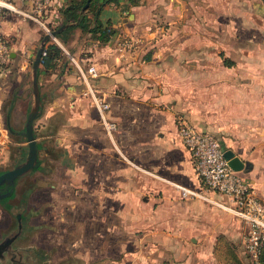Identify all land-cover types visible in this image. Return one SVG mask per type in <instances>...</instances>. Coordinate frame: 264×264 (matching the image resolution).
Wrapping results in <instances>:
<instances>
[{"label": "crops", "instance_id": "0c3cea01", "mask_svg": "<svg viewBox=\"0 0 264 264\" xmlns=\"http://www.w3.org/2000/svg\"><path fill=\"white\" fill-rule=\"evenodd\" d=\"M10 1L31 9L30 0ZM68 1L51 2L58 25ZM97 18L113 29L105 41L79 27L65 44L56 36L77 64L74 73L67 55L53 69L68 95L44 99L38 77L45 110L39 119L62 114L68 99L76 124L54 125L53 145L68 151L69 164L40 177L43 199L54 195L55 208L70 210L69 254L77 264H223L226 244L248 264L242 221L209 201L181 197L175 186H201L178 124L208 131L231 149L246 163L238 172L264 202V0H119L104 4ZM1 31L10 60L0 76V131L14 134L33 103L26 77L44 32L15 12L3 16ZM82 61L97 75L87 74L79 89ZM94 97L109 103L111 134ZM61 192L69 193V205Z\"/></svg>", "mask_w": 264, "mask_h": 264}, {"label": "rangeland", "instance_id": "374dc122", "mask_svg": "<svg viewBox=\"0 0 264 264\" xmlns=\"http://www.w3.org/2000/svg\"><path fill=\"white\" fill-rule=\"evenodd\" d=\"M59 22L60 20L58 23ZM49 39L55 41L52 37ZM67 55V59H72L73 61L70 64V68L74 72L76 69V62L69 53H66V56L64 54V58H66ZM31 61L29 63V68L31 66ZM88 66L89 65H86L82 61L81 67L83 70H86ZM78 72L80 73V71ZM29 73L30 71H27L26 80L30 84L31 74ZM38 77L42 79L41 86L43 88L44 99L54 97L55 94H60L64 97L68 95L69 88L67 86L59 89V81L62 79L60 69L38 72ZM65 79L66 78H63V80ZM79 79L83 80V82H78L79 89L84 86L86 87L87 84L84 77L80 76ZM66 100L67 101L64 100L63 102L62 114H58L56 111L57 113L55 112L54 115L55 118L43 117L42 119L40 118V120L39 117H35L33 120V132L38 147V165L43 163L41 166L42 168L35 169L36 167H33L28 172L17 176L11 184H0V241H4L7 237L12 238L9 246L4 245L2 249H0V264H77L74 258L69 254L71 236L70 210L66 207V209L63 210L64 213H61L59 208H55L56 196L54 195L52 196L53 200H49V197L43 199L45 191L41 186L43 185V180L40 179V177L44 175H51L54 166L60 168L59 166L65 165L64 163L69 164V162H67L68 151L63 149L62 146L61 148H57L53 145L54 136L56 135L53 133L54 125L57 126L60 124L59 126H67L69 129L70 126L76 125L74 123L71 124L72 120L68 118L69 108L72 104L68 99ZM40 114L41 112L39 115ZM1 122L3 125L5 124L4 117L0 120V123ZM40 123H44L43 125L48 126L41 127L39 125ZM76 127L74 128L76 129ZM22 130L14 134L8 133L6 130L0 131V170L13 168L26 159L27 141ZM76 131L77 130L74 131L76 137L83 136L81 131H78L80 132L79 134ZM69 139L70 138L67 137V141H69ZM49 172L51 173L48 174ZM60 174V170L57 169V173L53 172L52 178L56 179L61 176ZM55 179H52V182H54ZM15 185L17 188L16 193L14 197L8 199L7 196H10V191L14 189ZM46 194L48 195L47 192ZM68 194L69 193L66 194L64 192L59 193L60 197L58 196V198L63 200V205H69L70 195ZM4 197L5 199L3 202L1 200ZM18 213L19 216L17 215ZM223 251H225L231 262L232 257L229 248L223 247ZM246 254L245 252V255ZM247 261L249 264L250 259ZM167 263L168 262H164L162 264Z\"/></svg>", "mask_w": 264, "mask_h": 264}, {"label": "built area", "instance_id": "2783aa9c", "mask_svg": "<svg viewBox=\"0 0 264 264\" xmlns=\"http://www.w3.org/2000/svg\"><path fill=\"white\" fill-rule=\"evenodd\" d=\"M51 2L52 0H30L31 9L26 11L10 0H0V76L7 73L10 60L9 39L1 31L3 16L9 12L19 13L35 21L44 33H50L58 25L57 13L54 15ZM52 38L56 40V36ZM78 68L85 81L87 74L97 75L93 65H89L86 70L80 66ZM94 101L99 108L106 131L111 134L115 123L104 115L109 103L99 97H94ZM178 134L189 150L195 170L201 179V186L197 189L175 183L181 197L201 198L220 207L229 215L239 218L245 228L242 241L250 263L264 264V261L259 259L261 246L264 244V202L238 170H234L228 164L221 143L214 134L198 129L182 119L178 124Z\"/></svg>", "mask_w": 264, "mask_h": 264}, {"label": "trees", "instance_id": "16d2710c", "mask_svg": "<svg viewBox=\"0 0 264 264\" xmlns=\"http://www.w3.org/2000/svg\"><path fill=\"white\" fill-rule=\"evenodd\" d=\"M86 0H69L65 5L61 7V13L64 21H75L76 23L70 24L67 27L60 30L56 36L57 38L65 44L71 35V32L74 28L79 27L82 31H97L99 33L98 38L100 41H105L108 39L109 35L112 33L113 29L109 25L103 26L98 21V13L101 7L106 3H118L119 0H101L100 2L97 0H89L87 7L83 12H80L82 5ZM131 2H137V0H130ZM91 12L92 15L89 17L87 14ZM96 18V21L92 24L93 19ZM63 21V22H64ZM58 26V25H57ZM55 26V27H57ZM44 53L41 56L40 64L41 66L38 69V72L53 70L58 62V59L63 58V49L62 47L55 41L48 39L44 45ZM226 62V61H225ZM226 63H229L228 61ZM12 193V190L10 191ZM5 197L2 199L4 201ZM222 240V238H221ZM223 241V240H222ZM223 247L229 248V252L231 253L232 261L230 262L227 257L225 251H223ZM234 248L230 245L224 244L221 246V253L224 258L223 264H243L236 253L234 252ZM259 259L264 261V244L261 246Z\"/></svg>", "mask_w": 264, "mask_h": 264}, {"label": "water", "instance_id": "95a60500", "mask_svg": "<svg viewBox=\"0 0 264 264\" xmlns=\"http://www.w3.org/2000/svg\"><path fill=\"white\" fill-rule=\"evenodd\" d=\"M89 0H86L85 3L82 5L80 12H83L84 9L87 7ZM76 23L75 21H64L61 22L57 27L53 28L50 33H44L42 36L40 43L36 49L35 55L31 61L30 66V74H31V89L33 94V103L31 107L27 110L26 118L24 122V129L22 130L23 134L25 135V139L27 141V156L26 159L23 160L21 163L15 165L13 168L3 171L0 173V184L6 183L11 184L12 181L19 175L28 172L33 167L38 166V147H37V140L35 138L33 132V120L35 117L39 116L42 108V100L40 97V88L38 82V69L41 61V56L44 53V45L45 42L62 30L63 28L67 27L70 24ZM9 127V125H8ZM224 157L227 159L228 164L234 170H241L245 166V162L240 159L231 149H225L223 151ZM19 216V213L17 214ZM12 241L11 237H7L4 241H0V249L4 245L9 246Z\"/></svg>", "mask_w": 264, "mask_h": 264}, {"label": "flooded vegetation", "instance_id": "af4514ba", "mask_svg": "<svg viewBox=\"0 0 264 264\" xmlns=\"http://www.w3.org/2000/svg\"><path fill=\"white\" fill-rule=\"evenodd\" d=\"M42 165H43V163H41V165L37 166L35 169L40 168ZM8 169H10V168H8ZM8 169H5V170H8ZM5 170H0V173H2V172L5 171ZM16 190H17V188H16V185H15V186H14V189L12 190V193L10 194V196H7L8 199L14 197V195H15V193H16ZM1 201H2V200H1ZM3 202H4V201H3Z\"/></svg>", "mask_w": 264, "mask_h": 264}]
</instances>
